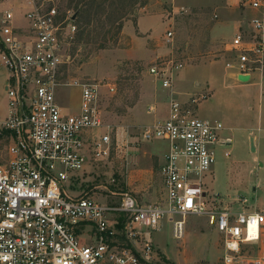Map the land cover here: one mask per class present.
<instances>
[{
    "label": "built area",
    "instance_id": "obj_1",
    "mask_svg": "<svg viewBox=\"0 0 264 264\" xmlns=\"http://www.w3.org/2000/svg\"><path fill=\"white\" fill-rule=\"evenodd\" d=\"M246 4L254 14L227 43L234 58L227 66L234 78L248 73L251 80L264 71V0ZM22 7L24 26L14 23L11 9L0 19V62L8 73L7 110L0 118V264H150L151 231L166 219L172 238L182 240L187 214L204 216L217 230L222 264H264V248L256 255L243 252L247 242L264 240V205L219 208V199L205 198L203 177L211 172L216 146L225 142L221 122L197 116L172 91L183 56L171 51L147 67L169 94L166 116L112 136L99 101L101 87L112 92L114 85L62 81L63 42L75 28L71 15H62L59 0H22ZM172 38L166 30L164 40ZM65 85L80 87L75 112H64L57 100L56 90ZM152 140L167 146L160 201L142 203L126 191L116 203L68 193L65 184L87 158H108L111 151Z\"/></svg>",
    "mask_w": 264,
    "mask_h": 264
},
{
    "label": "rangeland",
    "instance_id": "obj_2",
    "mask_svg": "<svg viewBox=\"0 0 264 264\" xmlns=\"http://www.w3.org/2000/svg\"><path fill=\"white\" fill-rule=\"evenodd\" d=\"M75 7L81 11L73 19L75 28L63 42L61 78L62 81L95 80L114 85L112 92L101 87L99 101L101 117L111 125V135H120L125 130L133 133L146 119L150 123L166 116L162 89L147 73V67L157 56L176 50L185 61L176 73L179 75H175L176 80L192 92L185 103L192 109L197 104L196 115L218 120L222 124L220 136L231 137L229 144L215 148L211 172L203 177L205 198L219 199L216 203L219 208L242 206L252 210L264 205V101L259 107V86L251 85L250 81L237 82L230 77L231 68L227 66L234 61L233 53L226 49L235 32L233 25L245 24L254 14L246 0H59L63 16H70ZM9 8L20 18V0H0V19ZM214 22L217 28L211 33L208 28ZM20 24L24 26V20L20 19ZM166 30L173 32L171 42L164 40ZM191 39L195 41V48L188 56L184 54L185 47L191 44ZM212 39L216 47L204 48ZM205 55L221 62L214 71L216 80L211 96L203 83L208 63ZM7 77V70L0 62V118L7 110L4 88ZM261 82L264 85V71ZM80 92L77 85L58 87L56 97L64 112L78 110ZM192 98L196 102H191ZM154 103L156 110L148 111ZM258 116H262L259 123ZM112 152L100 160L87 158L84 169L71 185L65 184L67 189L70 187L68 193L118 202L120 192L125 189L123 176L112 165ZM157 185L162 188L161 177ZM184 228L182 240L172 238L166 219L159 229L151 231L150 264H222L219 233L206 224L204 216L187 214ZM262 248L264 240L247 242L243 252L256 255Z\"/></svg>",
    "mask_w": 264,
    "mask_h": 264
},
{
    "label": "crops",
    "instance_id": "obj_3",
    "mask_svg": "<svg viewBox=\"0 0 264 264\" xmlns=\"http://www.w3.org/2000/svg\"><path fill=\"white\" fill-rule=\"evenodd\" d=\"M21 1L22 0H20L21 10L19 11L18 17H20V14L23 10ZM13 14H14V23L17 25H22L20 24L21 18H17L16 13L13 12ZM241 25L242 26L247 25L246 20H245V24L233 25L235 31L237 30L238 26ZM216 28L217 26L214 22L208 29L212 33ZM189 41H191V44L189 45L186 44L185 47L186 50L184 54L185 55L188 54V56H191L189 55V52L191 54V52L194 51V49L192 48H195V46L193 45L195 44V41L194 39L193 40L191 39ZM216 45H217L216 41L212 39V40H208L206 44L203 45V47L209 49V48H215ZM205 56L207 58L208 63L204 69L205 72L203 74V83L204 86H206L205 88L206 91H209L208 96H211L214 92V88H215L214 82L216 80V72L214 71H217L218 65H220L221 62L220 59H210L208 55ZM224 66L225 64L223 65V67ZM229 71H230L229 73L230 77L234 78V76L232 75V70L229 69ZM253 74L254 75L257 74V78L254 77ZM178 75H176V77ZM185 76H186V71L183 73L182 77L185 78ZM252 76L253 77L251 80H249L250 81L249 83L251 85H258L260 88L257 97L258 100L257 103L259 104L260 107V103L264 101V93H262V90H264V85H260L262 83L261 82L262 73L259 74L257 72H254L252 73ZM176 77H174L175 80H173L172 91L180 101L185 102V100L187 99L186 97L192 94L191 89H189L188 87L182 88L179 83V79L176 80ZM234 80H236V78H234ZM236 81L238 82V80ZM162 92L163 95L161 96V98H164L166 101V112H167V104H168L167 102H168L169 94L165 90H162ZM151 106H153L152 112H154L156 110L155 103ZM196 106L195 108H193L194 113L197 112ZM261 119L262 116L260 117L258 116V123L259 121H261ZM146 124H149V119H146L145 124H143L142 126ZM222 138L224 139L225 145L230 143V138H231L230 136L223 135ZM166 149L167 146L165 142L161 140H152V141H143L137 144H130L128 147H121L119 152H112L111 162L114 168L116 169V171L118 169L119 173H121V175L123 176L122 182L125 191L136 196V198L142 203H153L160 201L163 198L164 195L163 186L162 188L158 187L157 182H158V178L161 177L159 170H160V166L164 162V154L166 152ZM241 209H245V208L241 206V208L237 210H241Z\"/></svg>",
    "mask_w": 264,
    "mask_h": 264
},
{
    "label": "water",
    "instance_id": "obj_4",
    "mask_svg": "<svg viewBox=\"0 0 264 264\" xmlns=\"http://www.w3.org/2000/svg\"><path fill=\"white\" fill-rule=\"evenodd\" d=\"M76 17V12L72 13L70 18L73 20ZM236 78L240 82H248L249 80V74L248 73H240L236 75Z\"/></svg>",
    "mask_w": 264,
    "mask_h": 264
},
{
    "label": "trees",
    "instance_id": "obj_5",
    "mask_svg": "<svg viewBox=\"0 0 264 264\" xmlns=\"http://www.w3.org/2000/svg\"><path fill=\"white\" fill-rule=\"evenodd\" d=\"M70 2L72 1V0H69ZM76 6H77V3L75 4ZM80 9L78 8V7H75V12L77 13V15H79L80 14ZM84 35V33L83 32H81V35ZM87 35H89V31H87Z\"/></svg>",
    "mask_w": 264,
    "mask_h": 264
}]
</instances>
